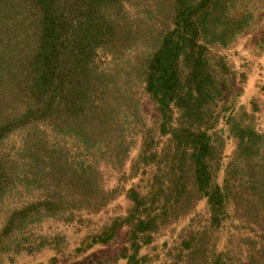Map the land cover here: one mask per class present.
<instances>
[{"label":"trees","instance_id":"obj_1","mask_svg":"<svg viewBox=\"0 0 264 264\" xmlns=\"http://www.w3.org/2000/svg\"><path fill=\"white\" fill-rule=\"evenodd\" d=\"M263 1L0 0V264L65 242L31 225L82 222L123 194L130 207L84 232L77 252L125 224L122 256L145 264L140 247L205 199L173 264H264V132L235 109L242 81L221 53Z\"/></svg>","mask_w":264,"mask_h":264},{"label":"rangeland","instance_id":"obj_2","mask_svg":"<svg viewBox=\"0 0 264 264\" xmlns=\"http://www.w3.org/2000/svg\"><path fill=\"white\" fill-rule=\"evenodd\" d=\"M254 19V24L241 32L227 47L221 49V53L227 62L231 64L232 69L237 71L236 77L242 81L237 84V86L243 88L241 94L234 99L235 109L242 107L243 110L252 113L255 127L264 132V1L256 5ZM96 58L99 63H105L109 59L101 53ZM142 107L145 114H155L153 107L150 106L146 98L142 100ZM20 137V131L11 133L5 139L2 149L7 150L18 145ZM65 143L68 145L71 140L67 139ZM138 145L139 140L136 136L125 169L128 168L130 160L136 156ZM233 149L234 140L227 136L221 160L222 167L228 161ZM221 169L217 174L218 183L223 178ZM130 182L136 183L138 178L127 181L125 187L128 188ZM110 183H112V180ZM24 200H26L24 197L20 198L16 201V204L22 205ZM130 205V200L123 194L103 207L101 211L83 214L82 222L63 225L46 220L42 222V226L41 224L33 227L31 225L29 230L35 231V234L39 231L63 232L66 237L65 242L57 248L46 247L32 254L24 252L15 254V258L11 261L8 260V255H6L2 264H127V259L122 256V253L123 249L129 245L127 238L130 226L125 224L117 229L116 236L111 242L92 244L90 247L78 252L76 249L80 246L84 232L98 229L110 216L125 213ZM206 217L205 199H200L187 215L156 234L152 243L140 247L139 254L147 255L145 264H173V247L176 245V238L180 229L191 221V218H194L193 226L197 227V225L205 222ZM1 221L0 217V225Z\"/></svg>","mask_w":264,"mask_h":264}]
</instances>
